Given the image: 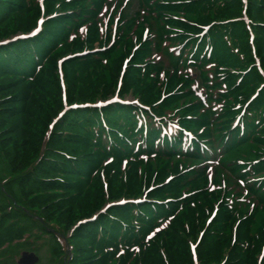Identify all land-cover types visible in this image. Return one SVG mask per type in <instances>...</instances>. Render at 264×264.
<instances>
[{"label":"trees","instance_id":"16d2710c","mask_svg":"<svg viewBox=\"0 0 264 264\" xmlns=\"http://www.w3.org/2000/svg\"><path fill=\"white\" fill-rule=\"evenodd\" d=\"M105 2L0 0V42L45 17L36 37L0 44V264L31 235L53 237L61 264H264V0H246L249 25L241 0H136L114 44L90 53ZM115 94L149 111L82 107ZM167 122L193 133L185 153L180 132L161 137ZM247 141L251 154L227 161ZM223 170L246 182V209L210 190L229 188Z\"/></svg>","mask_w":264,"mask_h":264},{"label":"rangeland","instance_id":"374dc122","mask_svg":"<svg viewBox=\"0 0 264 264\" xmlns=\"http://www.w3.org/2000/svg\"><path fill=\"white\" fill-rule=\"evenodd\" d=\"M126 100H132L131 95H126L125 96ZM248 147L240 146L238 149L239 151L237 152V155L234 156H229L227 161L231 162V160H237L241 159V157L246 156L244 152L250 153V145L249 143L246 144ZM251 154V153H250ZM2 167L0 166V172H1ZM224 176L228 177V186L225 185H218L217 187H221V190H225V193L230 197V199H233V206L232 208H239V209H246V203L250 199L249 194L246 190H244L243 186L239 183L238 180L233 178V175L231 173H225V170H223V173H221ZM213 185V184H212ZM92 193H90V198ZM82 201V200H81ZM77 203L80 204V202ZM74 213V212H73ZM257 217L259 219H264V211L261 209L257 213ZM77 218V214H73L71 217H69L66 221L69 224L68 227V233L71 231V229L75 226L73 225V220ZM29 243H32L31 246H23V247H15L13 249H9L5 254L7 255L8 259V264H22V259L25 257L30 258V264H61V259H56L52 255V242H53V237L47 236L46 235H31L29 236ZM28 237V238H29ZM27 238V239H28ZM194 240V239H193ZM192 240V241H193ZM65 257H63V260ZM66 262L69 261L65 259ZM67 264V263H66Z\"/></svg>","mask_w":264,"mask_h":264}]
</instances>
